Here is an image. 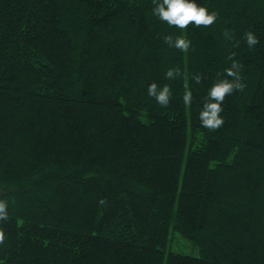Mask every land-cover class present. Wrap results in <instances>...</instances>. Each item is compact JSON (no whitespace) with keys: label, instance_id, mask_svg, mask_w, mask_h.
<instances>
[{"label":"trees","instance_id":"1","mask_svg":"<svg viewBox=\"0 0 264 264\" xmlns=\"http://www.w3.org/2000/svg\"><path fill=\"white\" fill-rule=\"evenodd\" d=\"M195 2L211 27H169L152 0H0V264H264V0ZM232 52L247 87L209 131ZM171 228L199 256L167 253Z\"/></svg>","mask_w":264,"mask_h":264},{"label":"clouds","instance_id":"2","mask_svg":"<svg viewBox=\"0 0 264 264\" xmlns=\"http://www.w3.org/2000/svg\"><path fill=\"white\" fill-rule=\"evenodd\" d=\"M153 15L169 27L178 28L180 30L188 29L189 25H194L196 28L211 27L217 20L218 13L209 12L207 8L198 5L195 0H152ZM223 36L226 40L232 43L233 47L239 48L240 41L234 38V34L225 30ZM163 43L171 48L178 49L181 52L187 53L191 47V41L183 35L163 36ZM251 49L260 43L259 38L251 31L247 30L241 37ZM235 52L228 55L227 59L231 62L230 67L224 69V78H217L207 91V95L203 99L202 108L199 112L200 126L209 131H216L224 124V119L221 113L224 111L222 107L226 97L231 96L234 92H244L247 87L241 76L243 65L234 57ZM182 75L179 68H170L165 73L166 79H176ZM230 77L231 79H228ZM191 79L200 84L203 79V74H194ZM147 94L155 98L156 102L162 107H167L172 98V90L169 85L165 84L162 87L153 82L147 87ZM183 102L186 106H191L193 101L192 92L186 90L183 93ZM7 216L6 203L0 201V218ZM5 239L3 231H0V244H3Z\"/></svg>","mask_w":264,"mask_h":264},{"label":"rangeland","instance_id":"3","mask_svg":"<svg viewBox=\"0 0 264 264\" xmlns=\"http://www.w3.org/2000/svg\"><path fill=\"white\" fill-rule=\"evenodd\" d=\"M193 244L187 238L178 235L171 228L170 230V241L167 246V253L169 252H178L181 254H188L191 256H199L198 249H195Z\"/></svg>","mask_w":264,"mask_h":264}]
</instances>
